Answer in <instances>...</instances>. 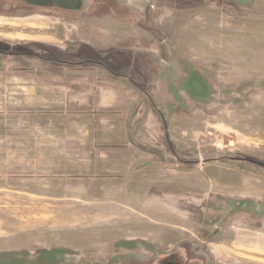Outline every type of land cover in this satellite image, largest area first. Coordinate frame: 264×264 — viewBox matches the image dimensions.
<instances>
[{"label": "rangeland", "instance_id": "obj_1", "mask_svg": "<svg viewBox=\"0 0 264 264\" xmlns=\"http://www.w3.org/2000/svg\"><path fill=\"white\" fill-rule=\"evenodd\" d=\"M0 264H264V0L0 14Z\"/></svg>", "mask_w": 264, "mask_h": 264}, {"label": "crops", "instance_id": "obj_2", "mask_svg": "<svg viewBox=\"0 0 264 264\" xmlns=\"http://www.w3.org/2000/svg\"><path fill=\"white\" fill-rule=\"evenodd\" d=\"M183 32H185V30ZM89 47H91V45ZM77 49H78V51L77 52H73L70 55L69 59H70L71 62H75V61H79V60L84 61L85 63H83L82 64L83 66L79 67V69H85V70H81V71H83L84 73H89L91 69L90 70L87 69L88 68L87 66L89 65L90 67H92L93 63L90 62V61L88 62L87 60L97 59L96 58V54L94 53L95 51H94V49L87 48L86 43H84L83 45H79L77 47ZM120 57H122V59H121L122 61L120 60L121 61L120 63H122L125 58H124V56H120ZM116 62L119 63V61H117V60H116ZM111 71H110V73L114 74ZM108 78L109 77L107 75L106 80L109 81ZM111 78H113V77H111ZM113 79L114 80H120V79H117V78H113ZM108 81H106L107 83L104 84L105 87L101 88V93L98 95V104L101 107H103L104 109H108V107H110V106L125 105L126 104V98H127L126 94H128L127 90H126V92H123V90L118 88V84L110 83ZM153 81L155 82V87L153 89H155L156 93L150 90V96L151 97H153V96L154 97L155 96H160V97L161 96L162 97L170 96V94H171L170 93V88L172 87V79L171 78L167 79L166 77H163L161 73H159L155 77V79ZM124 85H125V83H124ZM70 88H72V87H70ZM106 89L107 90L110 89L111 91L110 92L109 91H105ZM162 89L163 90L165 89V90L162 91ZM148 95L146 96L145 94H139L140 100L141 101L144 100V103H145L146 107L150 106L149 105V101H150L151 98L148 97Z\"/></svg>", "mask_w": 264, "mask_h": 264}, {"label": "flooded vegetation", "instance_id": "obj_3", "mask_svg": "<svg viewBox=\"0 0 264 264\" xmlns=\"http://www.w3.org/2000/svg\"><path fill=\"white\" fill-rule=\"evenodd\" d=\"M68 9L61 8L57 3L47 6H35L29 4L25 0H0V14L15 15L17 13L23 14H48L57 15L62 11ZM70 11V10H69Z\"/></svg>", "mask_w": 264, "mask_h": 264}, {"label": "water", "instance_id": "obj_4", "mask_svg": "<svg viewBox=\"0 0 264 264\" xmlns=\"http://www.w3.org/2000/svg\"><path fill=\"white\" fill-rule=\"evenodd\" d=\"M31 5L47 6L57 3L61 8L73 10L77 9L79 0H25Z\"/></svg>", "mask_w": 264, "mask_h": 264}, {"label": "trees", "instance_id": "obj_5", "mask_svg": "<svg viewBox=\"0 0 264 264\" xmlns=\"http://www.w3.org/2000/svg\"><path fill=\"white\" fill-rule=\"evenodd\" d=\"M117 16V15H116ZM9 49V48H8ZM8 49H4V50H8ZM10 50V49H9Z\"/></svg>", "mask_w": 264, "mask_h": 264}]
</instances>
